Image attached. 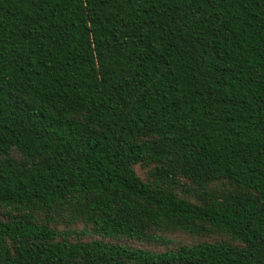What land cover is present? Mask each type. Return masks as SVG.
<instances>
[{"label":"trees","instance_id":"trees-1","mask_svg":"<svg viewBox=\"0 0 264 264\" xmlns=\"http://www.w3.org/2000/svg\"><path fill=\"white\" fill-rule=\"evenodd\" d=\"M0 264H264V0H0Z\"/></svg>","mask_w":264,"mask_h":264},{"label":"rangeland","instance_id":"rangeland-1","mask_svg":"<svg viewBox=\"0 0 264 264\" xmlns=\"http://www.w3.org/2000/svg\"><path fill=\"white\" fill-rule=\"evenodd\" d=\"M171 237L174 238V239H183L185 241L190 240L183 233H175V234H172Z\"/></svg>","mask_w":264,"mask_h":264}]
</instances>
